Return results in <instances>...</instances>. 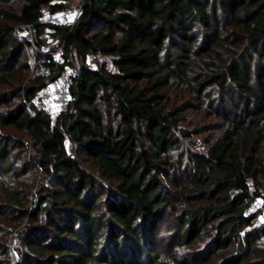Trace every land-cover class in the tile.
<instances>
[{"label": "trees", "instance_id": "16d2710c", "mask_svg": "<svg viewBox=\"0 0 264 264\" xmlns=\"http://www.w3.org/2000/svg\"><path fill=\"white\" fill-rule=\"evenodd\" d=\"M69 1L0 0V88H13L0 89V125L30 139L0 131V216L26 219L11 261L0 242L1 264H264L250 212L264 202V0H83L72 30L42 21ZM21 24L38 50L58 37L62 63L31 48V68ZM75 60L69 107L53 120L36 101ZM196 110L220 130L198 153L181 148ZM30 166L43 178L32 201ZM168 216L179 235L163 257Z\"/></svg>", "mask_w": 264, "mask_h": 264}, {"label": "rangeland", "instance_id": "374dc122", "mask_svg": "<svg viewBox=\"0 0 264 264\" xmlns=\"http://www.w3.org/2000/svg\"><path fill=\"white\" fill-rule=\"evenodd\" d=\"M83 0H72L69 1L68 7L69 8H79L82 4ZM54 36H48L47 37V41H46V45L43 46V48H41L39 51V54L41 55H49V49L54 50L56 48H58L59 46H61V43L53 40ZM34 39H35V35H34ZM62 57V56H61ZM60 57V55H58L57 61L58 63H62V58ZM27 59L30 63V67H33V57L31 55V53H27ZM100 60H106V58H101ZM98 60H94L92 57H90L87 61H86V65H88L91 68H97L96 64H97ZM108 67H110L111 69H113V67L111 66V64L109 62H107ZM81 66L80 61L75 60L73 63V67H68V69L65 70L63 76L64 77H68L71 76L73 73L76 72V70H79ZM42 73L44 71H41ZM31 72L28 75V78L21 84V86L19 87L18 85L14 84L15 87H19L21 89H23L29 78L31 77ZM2 91H9L11 89H13L11 86H3L0 88ZM209 96L212 97L211 103H214V105L216 104V102L218 101V98H216L217 96V91H211L209 92ZM174 95V94H173ZM175 97V95L173 96ZM179 98V102L183 103L186 100H189V98H182V97H178ZM17 101V100H16ZM36 105L39 106L41 109L46 110L49 115L53 118V120H55V116L59 113V110L56 106H53L51 103H46L43 102L42 99H40L39 101H36ZM4 106H0V110L3 109ZM185 117L184 120L181 124V127L185 130H189V131H193L195 133V136L193 138H191V140L189 141H184L181 145L182 149H187V148H192L195 152H199V151H204L206 150V146H208V144H213L216 139L218 138V136L220 135V130L217 126V124L219 123V119L217 117H212V116H208V114H206V112L203 111H187L184 113ZM0 131L4 134H12V135H16L18 137H23L28 143L30 141V139L22 133H18L16 132L14 129L12 128H7V127H2L0 125ZM30 145H28V150L22 154V157H24L25 155L30 154ZM28 157V156H27ZM10 161H12V165L14 166V170H19L23 163L22 161H16V159H14V155H12V157L10 158ZM30 170H28V173L24 176L23 179L28 181V186H29V191L31 192V196H30V200H34L36 199L35 192L34 190H30L31 186L33 185L32 183H34V188L37 186L38 183L43 181V178H41L40 176V172L39 170H37V168L30 166ZM5 169V168H4ZM263 186H264V181H263ZM254 190V187L253 189ZM260 192L264 194V187H261ZM1 202V201H0ZM254 206L258 207V209L255 211V214L257 215V217L259 216L260 213L264 212V202L261 199H257L254 204ZM251 212V211H250ZM253 213V212H251ZM8 214V213H5ZM10 216H15L16 214L14 212H9ZM5 219V218H4ZM4 219H2V217L0 216V229L4 230V226L6 227V231H5V238L2 239L0 237V242L2 241L3 243H5L8 246V254H6V256H4V259H9L11 261V259H13L14 257V251L13 248L14 247V242H15V238L17 236V233L20 231V229L22 228L23 224L26 222V219H16L13 221H5ZM160 233H159V246L160 247V251L162 253V256H168L172 250L175 248V244H176V240L178 238L179 235V230L177 228V222L175 220V218L168 216V218L163 222L161 229H160ZM264 242V240H263ZM262 244V243H261ZM263 246V244H262ZM233 247V246H232ZM233 249V248H232ZM231 249V250H232ZM259 249V248H258ZM261 249V248H260ZM2 256L0 255V264H1V260Z\"/></svg>", "mask_w": 264, "mask_h": 264}, {"label": "built area", "instance_id": "2783aa9c", "mask_svg": "<svg viewBox=\"0 0 264 264\" xmlns=\"http://www.w3.org/2000/svg\"><path fill=\"white\" fill-rule=\"evenodd\" d=\"M82 8H67L60 12L50 11L49 9L43 8L41 10L42 21L45 23H50L57 27H67L69 30H72L76 23L79 20V16L81 15ZM15 38L24 44L27 53L30 52V49H34L35 51H39L35 41H34V31L33 28L29 25L21 24L16 27L14 31ZM53 40L59 42L58 37L54 36ZM63 46H59L58 48L51 50L49 49V54L55 58L60 57L63 54ZM44 71V69H42ZM72 77L75 76L73 73ZM69 77L61 76L59 78H54L49 80L47 84L41 90V99L43 102L51 103L53 106H56L59 112H64L68 109L70 104V82ZM254 204V203H253ZM251 205L250 211L255 213L258 207ZM264 225V212L260 213L259 216L255 220V226H263Z\"/></svg>", "mask_w": 264, "mask_h": 264}]
</instances>
